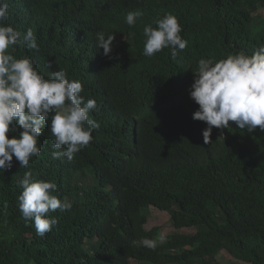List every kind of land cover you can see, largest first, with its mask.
I'll return each mask as SVG.
<instances>
[{"label": "trees", "instance_id": "16d2710c", "mask_svg": "<svg viewBox=\"0 0 264 264\" xmlns=\"http://www.w3.org/2000/svg\"><path fill=\"white\" fill-rule=\"evenodd\" d=\"M15 30L31 28L40 51L31 57L50 78L64 69L95 99L93 140L72 161L53 159L50 121L41 154L0 172V264H222L227 250L240 264H264V131L213 128L194 120L190 96L201 58L216 61L264 46V0H7ZM140 11L134 26L129 12ZM176 16L187 47L143 54V28ZM114 35L108 56L96 35ZM22 128L9 132L19 136ZM53 181L54 195L72 203L50 212L58 221L44 237L18 207L25 172ZM150 207L171 215L174 232L155 250L137 242L155 238Z\"/></svg>", "mask_w": 264, "mask_h": 264}, {"label": "clouds", "instance_id": "9594fccd", "mask_svg": "<svg viewBox=\"0 0 264 264\" xmlns=\"http://www.w3.org/2000/svg\"><path fill=\"white\" fill-rule=\"evenodd\" d=\"M9 15V3L0 0V172L13 167L14 157L20 168H27L30 159L41 154L39 138L49 121L53 145L58 150L52 153L53 159L72 161L93 140V130L99 128V123L90 118V111L97 109L96 100H85L82 82L69 80L66 70L45 78L31 57L16 58L11 54L9 50L18 44L37 53L40 48L31 28L22 33L6 23ZM141 15L140 11L129 12L126 23L134 26ZM154 23L157 27L148 24L143 28V54L151 57L170 48L175 60L178 50L187 47L180 35L181 23L172 14L156 18ZM114 39V35L97 33V47L105 56L111 53ZM190 96L199 105L192 118L207 124L202 132L204 144L211 142L214 127L228 128L230 121L241 130L264 131V46L252 55L240 51L219 61L214 57L199 59ZM20 128L19 136L9 138L10 131ZM17 183L23 189L18 196L19 210L26 222L34 223L40 237L58 223L48 213L72 208L70 201L53 194L57 190L55 182L34 179L31 170ZM165 242L166 234L161 232L137 243L155 250Z\"/></svg>", "mask_w": 264, "mask_h": 264}, {"label": "rangeland", "instance_id": "374dc122", "mask_svg": "<svg viewBox=\"0 0 264 264\" xmlns=\"http://www.w3.org/2000/svg\"><path fill=\"white\" fill-rule=\"evenodd\" d=\"M264 16V11L262 12ZM154 226H160L162 228V232L166 234L172 233L175 231L172 225L171 215L165 211H159L157 208H151L149 211V218L147 223V228H152ZM219 260L222 264H240L236 259L232 257V255L224 250L219 255ZM134 264H138V262L133 261Z\"/></svg>", "mask_w": 264, "mask_h": 264}]
</instances>
